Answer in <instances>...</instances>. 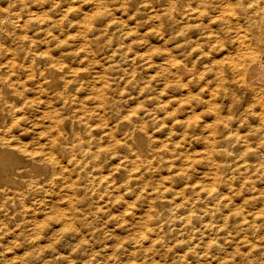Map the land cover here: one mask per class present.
<instances>
[{
    "label": "bare ground",
    "instance_id": "6f19581e",
    "mask_svg": "<svg viewBox=\"0 0 264 264\" xmlns=\"http://www.w3.org/2000/svg\"><path fill=\"white\" fill-rule=\"evenodd\" d=\"M157 129L166 146L154 150ZM156 155L174 184L152 186L169 200L136 194L140 225L158 236L197 220L242 228L244 190L264 176V0H0V243L38 258L69 234L76 257L101 264L133 212L129 199L109 213L120 203L111 192L143 177ZM257 190L264 195V184ZM224 198L239 205L214 222ZM194 244L186 250L196 253ZM241 248L203 264H237L236 255L252 264Z\"/></svg>",
    "mask_w": 264,
    "mask_h": 264
},
{
    "label": "rangeland",
    "instance_id": "374dc122",
    "mask_svg": "<svg viewBox=\"0 0 264 264\" xmlns=\"http://www.w3.org/2000/svg\"><path fill=\"white\" fill-rule=\"evenodd\" d=\"M3 6V5H2ZM149 34H151V33H149ZM149 36V35H148ZM145 38H146V36H144ZM149 39H150V41L151 42H153V43H157V42H154V40L156 39V40H158L159 39V37H154V36H149L148 37ZM154 38V39H153ZM158 38V39H157ZM152 39V40H151ZM160 40V39H159ZM170 42H172V41H170ZM192 63H194V64H196L195 62H193V61H191V62H189V64L190 65H192ZM152 135H156L155 137L154 136H151L152 137V139L153 140H149V145L151 146L150 148L151 149H158L159 148V146L161 147V146H166V145H164V144H162L163 142H161V140H165L166 138H165V135H164V132L162 131V130H159V129H157L156 131H154V132H152L151 133ZM159 138H158V137ZM165 138V139H164ZM157 139V141H154V140H156ZM161 139V140H160ZM168 141H170L171 142V140L170 139H167ZM166 140V141H167ZM156 142V143H155ZM161 142V143H160ZM151 143V144H150ZM166 143V142H165ZM167 143H169V142H167ZM155 145V146H154ZM157 157L156 158H154V160L152 161V164L154 165H152V169H150L148 172H150V174H151V176H150V174L147 172L145 175H146V177H145V175L143 176V177H136V179H135V181L132 183H130V184H125V186L124 187H122L121 189H119L117 192H111V193H114V196H115V198H117V199H119L118 201L120 202V203H118V205L117 206H114L113 207V209H111L112 211H110L109 210V213L110 212H113V210L114 211H116V213L118 212L119 213V211H118V209L119 208H121V210L123 209L122 208V206H121V204H122V202H125V201H130V205H129V208L131 207V209L129 210V211H133L130 215H128V216H126L125 217V220L127 219V220H130L129 222L126 220V221H124V220H121V217H122V215H121V213L119 214V216H118V218H120V222L119 223H121V224H117V226H120L121 225V227H117L116 229H118V230H116L115 232H118V238H120V239H117V240H115L116 241V244H118V247L116 246V244H115V246L118 248H115L114 247V250H117V251H119V252H117L118 254H116V252L115 251H113V249H110L109 250V248H107V250H105V253L103 254V255H106V256H103L102 258H103V260H101V264H103L104 262L106 263V264H113V262H115V264H125V262L128 260V261H130V262H126V264L128 263V264H136L137 262H138V264H149L148 263V260H149V262H150V264H190V263H186V262H191V261H193L191 264H199L200 262H202V263H200V264H203L204 263V261H206L205 260V258H207L209 255H213V257H215V255H214V253L213 252H215V254L217 253V255H216V257H218V256H222V255H228V256H230L231 255V253L233 252V250H235L234 249V246L236 245L237 247H242L241 248V250H242V252L243 253H246V254H248V255H250L249 256V259H251V257H253L251 260H252V264H260L262 261V263L261 264H264V249L262 250L261 248L262 247H264V203H262L261 201H263L264 202V195H263V193H262V195H260L261 193H258V190L257 189H259V187H261L263 184H264V182L263 183H261L262 181H264V180H262L263 178H264V176H263V178L261 179V178H259V176L257 175L256 176V182H255V184H256V186H254L253 188H248V189H246V190H244L245 192H244V196L247 198V199H249V201L250 202H248V205L247 206H244L243 207V209H244V216H246L245 217V219L246 220H244L245 221V223L242 225V228H238V230H233V232H230V231H232V229L234 228V227H228L227 226V229H225V230H228V231H222L221 229H220V231L218 230V229H210L209 227H212V226H209V227H207L206 229H205V226L206 225H204V223H200V222H198L199 220H197V221H195V222H193V223H195V224H193L192 223V225L193 226H191V224H190V227L188 226V225H180V226H178V227H180V230L176 227L175 228V231H174V234H170V232H166V233H164V235H161L160 234V236H158L157 235V233H156V235H154L155 234V232H154V230L152 231V230H150V228L148 227V226H146L145 224H141L140 225V223L139 222H137L138 220H139V216L140 215H138V214H140V212L139 211H141L142 209H143V205H142V200H141V198H140V200H139V198L138 199H136V201H135V197H137V195L139 194L138 192H140V193H148V194H151L153 197H154V194H156L155 196L157 197V195L158 194H160L161 193V191L160 190H158V191H154V190H152L153 188H152V186H161V185H165V186H167L168 184V186H170V184L172 185V184H174L173 182H174V179H173V177H171V174H172V176H173V170H169L168 168H166V167H168V164H169V162L167 161L168 159L167 158H165L164 160L162 159V157L163 156H161V155H156ZM159 159V160H158ZM163 160V161H162ZM160 161V162H159ZM159 162V163H158ZM162 162V163H161ZM156 163V164H155ZM165 163V164H164ZM162 164V165H161ZM159 166V167H158ZM155 167V168H154ZM161 168V169H160ZM164 168H166V169H164ZM155 170V171H152V170ZM159 169V170H158ZM161 170V171H160ZM167 170H169V171H167ZM163 172V173H162ZM165 172V173H164ZM167 172H169V173H167ZM149 175V177L152 179V177H154L152 180L148 177V175ZM166 175V177H165V175ZM168 174V175H167ZM159 175V176H158ZM158 176V177H157ZM162 176V177H161ZM162 179H161V178ZM168 177H170V178H168ZM146 178H149V179H146ZM158 178V179H157ZM167 178V179H166ZM172 178V179H171ZM258 178H259V181H258ZM139 179V180H138ZM141 179V180H140ZM164 179V180H163ZM143 180H145L144 182H143ZM156 180V181H155ZM164 182H163V181ZM173 180V181H172ZM262 180V181H261ZM146 181H148L147 183L149 184L148 186H147V184L145 183ZM152 181V182H151ZM161 181V183H159ZM158 182V183H157ZM168 182V183H167ZM135 183L136 184H138V185H136L135 186ZM145 185H144V184ZM155 183H157V184H155ZM141 184V185H140ZM160 184V185H159ZM254 184V185H255ZM261 185V186H260ZM128 186H130V187H128ZM136 188H135V187ZM140 186V187H139ZM144 186V188H142V187ZM149 187V188H147V187ZM164 186V187H165ZM256 187V188H255ZM133 189H134V191H133ZM128 190V193L126 192ZM136 190V191H135ZM140 190V191H139ZM146 190V191H145ZM248 190V191H247ZM123 191H124V194L125 193H127L128 194V196H127V194H123ZM132 191V192H131ZM154 191V192H153ZM253 191V192H252ZM121 192V193H120ZM158 192V193H157ZM246 192H248V194L246 193ZM249 192H250V194H249ZM120 193V197L118 196V194ZM132 193V194H131ZM166 193V194H165ZM258 193V194H257ZM137 194V195H136ZM163 194H165V195H163ZM253 194V195H252ZM170 192H163V193H161L160 195H159V197H162L163 199L165 198V199H168L169 200V198H170ZM257 195L259 196V197H257ZM119 198H118V197ZM263 196V197H262ZM122 197H125L124 199L122 198ZM253 198L254 199V197H255V199H254V201H253V199H251V198ZM261 197V198H260ZM260 198V199H259ZM123 199V200H122ZM130 199V200H129ZM133 199V200H132ZM225 199V198H224ZM121 200V201H120ZM139 200V201H138ZM226 200V199H225ZM253 201V202H252ZM225 202H227V200L226 201H224L222 204H221V207H220V205H219V209H221L220 211H219V209H218V211H216V215H215V212H214V215L213 216H215V217H212L213 219H214V222H216V221H219L218 219H219V214L220 215H224V213H228L229 215L230 214H232V212L234 213V211H233V208L232 207H235L236 205H239V202H228L229 204L227 205ZM263 208V210H262V208L261 207H258L259 205L257 204V203ZM168 201H166V207H167V205H168ZM225 203V204H224ZM247 203V202H246ZM104 204H105V202H104ZM95 205V204H94ZM132 205V206H131ZM225 205V206H224ZM139 206V207H138ZM141 206V207H140ZM224 206V207H223ZM251 206V207H250ZM228 207V208H227ZM247 207V208H246ZM258 207V208H257ZM115 208H117V209H115ZM137 209V210H136ZM225 209V210H224ZM229 209V210H228ZM249 209H251V210H249ZM255 209V210H254ZM256 209H258L259 211L257 212V213H259V216L258 217H256V218H252V216H253V212H256ZM246 210H249L250 212H251V214H252V216L249 214L250 212H248V211H246ZM122 212V211H121ZM136 212V213H135ZM220 212V213H219ZM222 212V213H221ZM115 213V214H116ZM138 213V214H137ZM246 213V214H245ZM242 214V215H243ZM121 216V217H120ZM132 216V217H131ZM138 216V217H137ZM106 217V216H105ZM136 217V218H135ZM217 217H218V219H217ZM138 218V219H137ZM248 218H250V219H248ZM255 219L257 220V223H256V221H255ZM221 220V219H220ZM247 220H249V221H247ZM251 220V221H250ZM260 220V221H259ZM137 223H136V222ZM133 222V223H132ZM248 222V223H247ZM251 222V223H250ZM259 222H260V224H259ZM122 223H123V225H122ZM127 225H125V224ZM255 224V226L256 227H253L252 225H254ZM131 224H132V226H131ZM133 224H135L134 226L135 227H133ZM202 224V225H201ZM259 224V225H258ZM261 224H262V228H261ZM196 225L198 226V227H196ZM200 225H201V227H200ZM204 225V226H203ZM136 226H138L137 228H136ZM139 226H143V227H140V229H139ZM145 226V227H144ZM182 226V227H181ZM187 226V228H185ZM203 226V227H202ZM247 226V227H246ZM249 226V227H248ZM112 227V226H111ZM123 227V228H122ZM124 227H126L127 228V230L126 229H124ZM129 227V228H128ZM146 227H148V229L146 228ZM192 227H194V228H192ZM259 227V228H258ZM189 228H191V230H188ZM197 228H199V231L200 232H198V229ZM245 228V229H244ZM251 228H252V230H251ZM254 228H257V229H254ZM261 228V229H260ZM130 229V230H129ZM132 229H133V233L131 232L132 231ZM147 229V230H146ZM176 229H177V231H176ZM182 229H183V232H182ZM194 231H193V230ZM229 229H231V230H229ZM240 229H242V230H240ZM123 230H124V232H123ZM137 231V234H136V231ZM139 230L141 231V233L139 232ZM188 231L187 233H189L190 231H192L193 233H191L190 232V234L188 235L185 231ZM196 230H197V232H196ZM209 230V231H208ZM246 230V231H245ZM250 230V232H248ZM254 230H256L255 232H254ZM259 230V231H258ZM144 231V232H143ZM147 231V233H145ZM181 231V232H180ZM217 231H219V232H217ZM240 231V232H239ZM243 231V232H242ZM261 231V232H260ZM68 232V231H67ZM130 232V234H128ZM194 232H195V234H194ZM210 233L211 232V234H206V233ZM236 232L239 234V237H238V234H236ZM120 233V234H119ZM125 234V235H123V234ZM136 235H135V234ZM140 233V234H139ZM142 233H143V236H142ZM179 233H181V234H179ZM213 233V234H212ZM226 233V234H225ZM229 234V236H226L225 237V235H228ZM240 233H241V235H240ZM243 233V234H242ZM251 233L253 234V235H251ZM261 233H263V235L261 236ZM130 235V236H128V235ZM148 234V235H147ZM214 234H216V235H214ZM218 234V235H217ZM223 234H224V236H223ZM230 234H231V236H230ZM256 234H258L259 236H257ZM61 235V232H59V238L61 237L60 236ZM123 235V236H122ZM138 235H140V237L138 236ZM178 235V236H177ZM191 235V236H190ZM198 235V236H197ZM201 235V236H200ZM202 235L203 236H205L204 237V239L202 240V241H205L206 242V240H207V242H208V245L207 244H205L204 242L202 243L203 244V246H201L202 244H201V242L202 241H200V239L201 238H203L202 237ZM206 235H208V236H206ZM219 235H221V236H219ZM236 235V236H235ZM244 235H245V237H244ZM121 236V237H120ZM132 236V237H131ZM137 236V237H136ZM145 236V237H144ZM148 236H150V237H148ZM154 238H153V237ZM163 236V237H162ZM176 236V237H175ZM214 236V237H213ZM218 236V237H217ZM235 236V237H234ZM249 237V238H247V237ZM254 238H253V237ZM257 236V237H256ZM124 237H127L125 240L123 239ZM131 237V238H130ZM139 237V238H138ZM143 237L145 238V240H144V242H143ZM146 237H147V239H146ZM161 237V238H160ZM182 237H185L184 239L187 241V238H188V241L186 242ZM190 237V238H189ZM235 239H234V238ZM243 237V238H242ZM259 237V238H258ZM131 239V241L130 242H128V240H130ZM141 238V239H140ZM158 238V239H157ZM177 238H179V239H176ZM182 238V239H181ZM212 238V239H211ZM218 238V239H217ZM223 238H224V240H223ZM233 238V239H232ZM241 238V239H240ZM257 238V239H256ZM263 238V239H262ZM58 239V238H57ZM57 239H55L53 242H51L50 244L52 245V247L53 246H56L57 247V249H55L53 252H48V253H50V254H52V255H49L48 253L46 254L45 253V255H47V256H49V257H47V256H44V257H34V256H25V254H23V250L24 249H18V248H13L12 246H11V244L9 243V242H7V243H0V264H86L85 262H83V258L82 257H76L77 255H76V252L75 251H77V244L75 243V244H73V242L71 243L70 242V238H69V234H67V237H66V244H64V243H62V244H58V240ZM123 240V243H124V241L127 243V244H129V245H127L126 243H124L125 245L123 246V243H121L122 242V240ZM140 239V240H139ZM156 239V241H154V242H152L153 240H155ZM161 239V240H160ZM168 241H167V240ZM191 239V240H190ZM194 239V241H192ZM198 239H199V241H198ZM216 239V240H215ZM233 240V241H231V240ZM240 239V240H239ZM242 239H244V241L245 242H243V241H241ZM246 239V240H245ZM248 239H250V240H248ZM99 241H101V242H103V238H101V239H98ZM120 240H121V242H120ZM163 240V241H162ZM197 240V241H196ZM210 240V241H209ZM217 240H219V242L217 241ZM229 240V242L228 243H226L227 241ZM235 240V241H234ZM256 240V241H255ZM260 240H261V242H260ZM115 241H113V242H115ZM136 241H138V242H136ZM143 243H142V242ZM171 241H172V243H171ZM176 241V242H175ZM222 243H221V242ZM238 241V244L236 243ZM250 241V242H249ZM253 241V242H252ZM118 242V243H117ZM136 242V243H135ZM179 242H181V243H179ZM185 242V243H184ZM196 243V245H195V250H196V253H199V254H196V253H193V252H189L188 250L190 249L189 248V246H191V245H193V243ZM198 242H199V244H198ZM210 242H211V244H210ZM241 242V243H240ZM256 242V243H255ZM55 243V244H54ZM108 243H111V242H108ZM121 243V244H120ZM132 243V244H131ZM143 245L142 246V248L140 247L139 249H138V247L141 245V244ZM217 243V244H216ZM219 243H221L222 245H220L219 246ZM253 243H255V244H253ZM259 245H258V244ZM136 244V245H135ZM145 244V245H144ZM147 244V245H146ZM155 244V246L153 247V245ZM187 244V245H186ZM205 244V245H204ZM226 244V245H225ZM257 244V245H256ZM261 244V245H260ZM75 247H74V246ZM119 245H122V248H121V246H119ZM179 245V246H178ZM180 245H182V247L180 246ZM187 247H186V246ZM189 245V246H188ZM212 245H214L213 247H212ZM229 245L231 246V247H229ZM241 245V246H240ZM253 245V246H252ZM256 245V246H255ZM70 246V247H69ZM133 246V247H132ZM207 246V247H206ZM217 246H218V248L220 249V251H218L219 249H217ZM224 247V249H225V247H226V249L225 250H223V248H221V247ZM228 246V247H227ZM260 246H262V247H259ZM61 247V248H60ZM70 248V254L69 253H67V252H64L63 251V249H66V248ZM72 247V248H71ZM90 248H91V246H89ZM103 246H100L99 245V243H98V245L96 246V248H101V249H105V248H102ZM129 247V248H128ZM148 247V248H147ZM178 247V248H177ZM203 248V249H201V248ZM246 247L248 248V249H246ZM73 248H76V249H73ZM93 248V247H92ZM128 248V249H127ZM132 248V249H131ZM213 248V249H212ZM230 248H232V249H230ZM244 248V249H243ZM253 248V249H252ZM255 248H257V250L255 249ZM73 249V250H72ZM121 249V250H120ZM129 249H131V250H129ZM146 249V250H145ZM183 249V250H182ZM186 249H188V250H186ZM200 249V250H199ZM204 249H208V250H205V251H208L209 253H208V255H205V253L203 254V252H204ZM229 251H228V250ZM239 249V248H238ZM252 249V250H251ZM260 249V250H259ZM25 250H28V248H25ZM58 250L60 251L61 250V253L63 254V256H64V258L62 257V258H56V255H58L57 253H58ZM75 250V251H74ZM127 250H128V252H127ZM136 250H138V252H136ZM149 250V251H148ZM184 250H186V251H184ZM216 250V251H215ZM227 250V251H226ZM232 250V251H231ZM249 251V253H247L248 251ZM256 250V251H255ZM112 251V252H111ZM124 251V253H122ZM130 251V252H129ZM189 253H188V252ZM197 251H199V252H197ZM201 251V252H200ZM211 251H212V253H211ZM258 251V252H257ZM262 252V254H259V253H261ZM74 252H75V255H74ZM108 252H109V254H108ZM114 252V253H113ZM221 252H223V253H221ZM230 252V253H229ZM65 253H67V255L65 254ZM71 253H73V254H71ZM111 253V254H110ZM127 254V256L126 257H124L125 259L122 261V259H123V256L124 255H126ZM128 253H129V256H130V254H131V257H128ZM134 253V254H133ZM136 253V254H135ZM149 253V254H148ZM182 253H183V255H182ZM186 253H188V255L186 254ZM61 254V255H62ZM123 254V255H122ZM184 254H186V255H184ZM220 254V255H219ZM256 254V255H255ZM113 255V256H112ZM121 255V256H120ZM198 256V255H200L199 257H196V259H198L199 258V260H203V261H199V260H196L195 259V256ZM202 255V256H201ZM204 255V256H203ZM254 255H255V257H254ZM258 255V256H257ZM263 255V256H262ZM22 256V257H21ZM118 256H119V258H118ZM146 256V257H145ZM147 256H149V257H147ZM183 256V257H182ZM189 256V257H188ZM206 256V257H205ZM256 256L258 257V258H256ZM260 256H261V258H260ZM23 257H25V259L23 258ZM26 257L28 258V259H26ZM46 257V259H44ZM106 257V258H105ZM108 257V258H107ZM134 257V258H133ZM151 257V258H150ZM153 257V258H152ZM185 257H188V258H190L189 260L188 259H185ZM194 257V258H193ZM201 257H205L204 259H202ZM239 257V258H238ZM113 258V259H112ZM119 260H118V259ZM128 258H130V259H128ZM142 258V259H141ZM146 258H149V259H147V260H145ZM201 258V259H200ZM112 259V260H111ZM132 259V260H131ZM135 260V262H134V260ZM137 259V260H136ZM138 259H140V260H138ZM150 259H154V261H151ZM179 259V260H178ZM197 261V262H195V260ZM210 259H212V260H210ZM216 260V262L214 261V258H212V257H209V259L208 260H210V261H212L213 263L212 264H214V262H215V264H219V262H218V259L217 258H215ZM235 261L234 262H236V261H238L237 262V264H248L247 262H246V260L244 259V258H242L241 257V255H236V257H235ZM121 260V261H120ZM253 260H255V262L253 261ZM257 260V261H256ZM260 260H261V262H260ZM103 261V262H102ZM143 261V262H142ZM243 261H245V262H243ZM259 261V262H258ZM121 262V263H120ZM124 262V263H123ZM145 262V263H144ZM147 262V263H146ZM227 264H230V263H227Z\"/></svg>",
    "mask_w": 264,
    "mask_h": 264
}]
</instances>
